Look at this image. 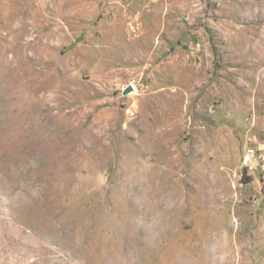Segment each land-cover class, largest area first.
Returning a JSON list of instances; mask_svg holds the SVG:
<instances>
[{
	"label": "rangeland",
	"instance_id": "1",
	"mask_svg": "<svg viewBox=\"0 0 264 264\" xmlns=\"http://www.w3.org/2000/svg\"><path fill=\"white\" fill-rule=\"evenodd\" d=\"M0 264H264V0H0Z\"/></svg>",
	"mask_w": 264,
	"mask_h": 264
},
{
	"label": "water",
	"instance_id": "2",
	"mask_svg": "<svg viewBox=\"0 0 264 264\" xmlns=\"http://www.w3.org/2000/svg\"><path fill=\"white\" fill-rule=\"evenodd\" d=\"M132 91V88L131 87H128L126 90H125V94H129L130 92Z\"/></svg>",
	"mask_w": 264,
	"mask_h": 264
},
{
	"label": "built area",
	"instance_id": "3",
	"mask_svg": "<svg viewBox=\"0 0 264 264\" xmlns=\"http://www.w3.org/2000/svg\"><path fill=\"white\" fill-rule=\"evenodd\" d=\"M250 156L253 157V153H251Z\"/></svg>",
	"mask_w": 264,
	"mask_h": 264
},
{
	"label": "bare ground",
	"instance_id": "4",
	"mask_svg": "<svg viewBox=\"0 0 264 264\" xmlns=\"http://www.w3.org/2000/svg\"><path fill=\"white\" fill-rule=\"evenodd\" d=\"M253 157H254V154H253ZM254 160V159H253Z\"/></svg>",
	"mask_w": 264,
	"mask_h": 264
}]
</instances>
